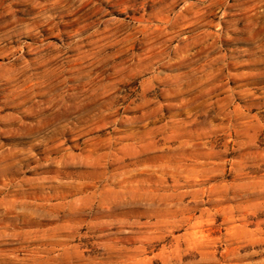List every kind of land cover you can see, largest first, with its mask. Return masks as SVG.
<instances>
[{
	"label": "rangeland",
	"instance_id": "1",
	"mask_svg": "<svg viewBox=\"0 0 264 264\" xmlns=\"http://www.w3.org/2000/svg\"><path fill=\"white\" fill-rule=\"evenodd\" d=\"M88 73L115 91L85 105L86 135L36 147L25 107ZM73 156L91 163L57 167ZM146 166L133 182L188 193L183 227L71 210ZM161 166L195 178L160 189ZM232 185L264 186V0H0V264H264V206ZM133 218L153 243L89 227Z\"/></svg>",
	"mask_w": 264,
	"mask_h": 264
},
{
	"label": "clouds",
	"instance_id": "2",
	"mask_svg": "<svg viewBox=\"0 0 264 264\" xmlns=\"http://www.w3.org/2000/svg\"><path fill=\"white\" fill-rule=\"evenodd\" d=\"M159 73H155L152 79H158ZM168 79H178V77H168ZM63 87H60L54 92H50L45 97V102H37L36 107H25L24 111L29 118L34 121L32 128L35 129L34 134L30 137L34 145L38 148L46 147L49 140L53 137L73 134V135H86L87 128L81 127L88 118L94 119L93 113L95 112L96 105H92L89 108H85L93 98L99 96L111 95L115 88L112 87L111 91L109 86L103 83V78L97 73L93 76L88 73V79L82 81L79 78H74L69 82L66 78L60 82ZM83 84V90L77 91ZM148 86H152L151 80L148 81ZM115 99V97L113 98ZM116 109L109 104L108 112L104 115H108L109 112H115ZM121 120L131 122L132 117H120ZM114 121L113 123H116ZM191 148V144L182 145ZM35 156V153H32ZM86 157H75L71 159H65L62 162L57 163V167H61L64 164H89ZM148 170L145 168L133 169L129 172L120 173L112 176L113 182L121 185L118 190L111 187L107 188L104 193H98L95 198L85 197L73 201L72 211L74 213H88L91 215H115V214H149L155 215L161 211L181 214L180 219L175 220L173 226L175 228H181L186 224V218L183 213L186 211H192L183 201V197L187 195V192H165L163 195H158L150 191L151 185L146 181L141 180L139 182H133L132 178L136 173L144 172ZM151 171H156L151 169ZM159 176V182L157 187L164 189L168 187L167 176L171 175L173 180V188L178 189L181 187V176H184L183 171L170 172L165 166H161L157 172ZM194 176H184L183 183L187 184L190 180H193ZM105 183H107L108 177L105 176ZM58 184H71L72 181L56 180ZM143 187H147L149 191H142ZM237 193L245 191L251 195L252 198H258L260 205L264 206V186L251 187L249 185H232ZM212 189H209L211 192ZM176 199L173 200L172 197ZM228 197L227 190L223 195L217 196L216 199L221 200ZM212 197L210 196L209 199ZM235 198V197H232ZM203 201V196L199 197L197 203ZM19 211L23 212L21 208ZM38 215V214H36ZM119 225V235L130 237L136 240L139 244L153 243L151 233L146 232V226L140 222L139 218L122 219V220H102L96 224L89 225V227H103L105 225L111 227L112 225ZM79 227V226H77ZM106 249L111 247L110 245H102Z\"/></svg>",
	"mask_w": 264,
	"mask_h": 264
}]
</instances>
